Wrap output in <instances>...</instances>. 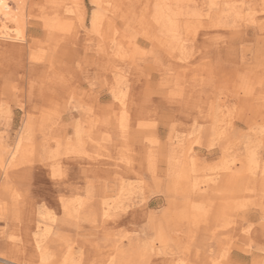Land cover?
<instances>
[{
    "label": "rangeland",
    "instance_id": "rangeland-1",
    "mask_svg": "<svg viewBox=\"0 0 264 264\" xmlns=\"http://www.w3.org/2000/svg\"><path fill=\"white\" fill-rule=\"evenodd\" d=\"M0 2V264H264V0Z\"/></svg>",
    "mask_w": 264,
    "mask_h": 264
},
{
    "label": "bare ground",
    "instance_id": "bare-ground-1",
    "mask_svg": "<svg viewBox=\"0 0 264 264\" xmlns=\"http://www.w3.org/2000/svg\"><path fill=\"white\" fill-rule=\"evenodd\" d=\"M0 13L2 14V16H3V18H4V20L6 21V20H8V19H10V17H9V13H8V11H7V9H6V7H5V5H4V3L3 2H0ZM5 23H4V21L2 22V25H4ZM3 45V44H2ZM36 107V106H35ZM37 111V110H36ZM9 115V114H8ZM22 117V116H21ZM66 120V119H65ZM1 149V148H0ZM223 152V151H222ZM225 161V160H224ZM249 162V161H248ZM230 164V163H229ZM173 165V164H172ZM1 168V167H0ZM3 169V168H2ZM243 170V169H242ZM251 170V169H250ZM252 170H253V168H252ZM244 173V172H243ZM264 173V172H263ZM54 174V173H53ZM109 207V206H108ZM200 209V208H199ZM199 214V213H198ZM225 230V229H224ZM246 252V251H245Z\"/></svg>",
    "mask_w": 264,
    "mask_h": 264
}]
</instances>
